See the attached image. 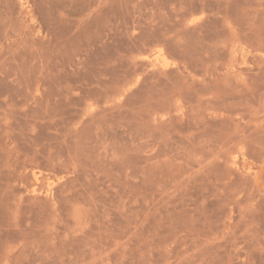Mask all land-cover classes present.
I'll return each mask as SVG.
<instances>
[{
	"label": "rangeland",
	"instance_id": "374dc122",
	"mask_svg": "<svg viewBox=\"0 0 264 264\" xmlns=\"http://www.w3.org/2000/svg\"><path fill=\"white\" fill-rule=\"evenodd\" d=\"M0 264H264V0H0Z\"/></svg>",
	"mask_w": 264,
	"mask_h": 264
}]
</instances>
